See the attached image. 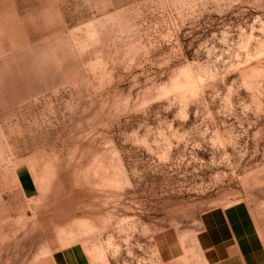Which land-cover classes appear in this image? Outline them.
Masks as SVG:
<instances>
[{
  "label": "rangeland",
  "instance_id": "1",
  "mask_svg": "<svg viewBox=\"0 0 264 264\" xmlns=\"http://www.w3.org/2000/svg\"><path fill=\"white\" fill-rule=\"evenodd\" d=\"M0 264H176L211 210L264 245V0H0ZM7 36V34H6ZM17 79V80H16Z\"/></svg>",
  "mask_w": 264,
  "mask_h": 264
},
{
  "label": "crops",
  "instance_id": "2",
  "mask_svg": "<svg viewBox=\"0 0 264 264\" xmlns=\"http://www.w3.org/2000/svg\"><path fill=\"white\" fill-rule=\"evenodd\" d=\"M2 17L0 53L5 54V37L9 39L11 47L15 48L19 42V37L15 34L21 32V25L5 23L4 12ZM7 64L8 62L1 61L0 68L4 70L3 66ZM9 75L6 71L0 72V87L10 86L7 81L15 80ZM9 169L10 166L4 168L0 164V209L13 207L6 204V193L17 192L20 198L31 200L38 192L33 175L25 166H18L15 170L18 188H5L2 180L7 178ZM176 261V264H264V245L249 209L245 205L237 204L207 212L201 220V229L192 242L182 248ZM60 264L67 263L62 259Z\"/></svg>",
  "mask_w": 264,
  "mask_h": 264
}]
</instances>
